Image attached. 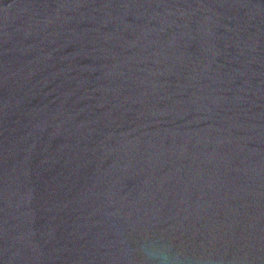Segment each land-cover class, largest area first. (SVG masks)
I'll return each instance as SVG.
<instances>
[{
    "label": "water",
    "instance_id": "water-1",
    "mask_svg": "<svg viewBox=\"0 0 264 264\" xmlns=\"http://www.w3.org/2000/svg\"><path fill=\"white\" fill-rule=\"evenodd\" d=\"M0 264H264V0H0Z\"/></svg>",
    "mask_w": 264,
    "mask_h": 264
}]
</instances>
